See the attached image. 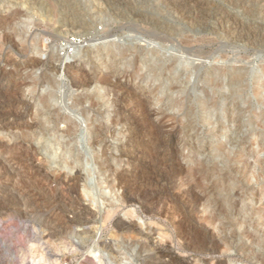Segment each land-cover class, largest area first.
Returning <instances> with one entry per match:
<instances>
[{"label":"rangeland","instance_id":"rangeland-1","mask_svg":"<svg viewBox=\"0 0 264 264\" xmlns=\"http://www.w3.org/2000/svg\"><path fill=\"white\" fill-rule=\"evenodd\" d=\"M45 1L49 15L39 5H26L24 10L17 1L0 0V5L9 6L0 12V23L15 10L20 11L19 19L14 21L21 28L17 32L23 35L25 28L24 34L27 31L29 34L23 40L31 38L41 44L40 49H22L23 40L15 46L3 43L0 38V121L5 116L16 120L26 114L27 122H32L34 110L40 106L31 100V93L44 94L47 90L57 91L53 108L72 103L70 97L78 91L100 94V108H92L91 117L78 112L82 106L75 111L61 110V114L71 113L69 116L79 121L76 135L61 138L72 148L64 155L58 145L53 147L54 154L50 152L52 148L46 150L44 138L36 135L33 145L39 149V156L35 162L45 168L50 179L46 184H42L40 176L14 171L17 163L26 166L27 162L10 161L8 154H1L5 166L0 164L3 169H0V264H264V218L255 221L256 227L250 228L253 235L247 237L240 235L234 224L241 218L238 211L230 219L223 218L224 212L235 211L234 206L242 202L264 213V182L251 175L252 179H245L244 192L237 181L244 164L249 162L248 166H252L257 160L264 161V0H198L199 3L172 0L175 4L171 0H125L123 4L113 0H74L78 13L63 10L58 12L60 16L51 15L54 4L51 5L52 0ZM67 20H84L86 25L61 35L58 26ZM187 37L192 41L190 44L185 41ZM181 38H185V43ZM121 47L131 48L128 60L134 59L138 52H143V59L148 55L145 60H150L149 63L179 60V70L175 72L179 76L173 84L182 85L170 91L166 81L157 82H164L162 88L166 89L157 97L160 99L157 113L149 107L144 109L141 115L149 116L145 122L131 110L134 105L131 93L140 91L137 88L140 85L148 94L146 84L152 79L143 81L127 66L124 56L114 57ZM87 49L96 56L94 60L99 66L103 65L100 77L109 73L108 66L119 64L114 83L99 78L91 80L86 89L75 88L74 80L90 79L94 67L95 62L80 60ZM57 54L63 58L62 62L56 60ZM29 56L38 58L40 63L33 66ZM65 62L74 63L73 73L60 71ZM185 62L199 70L197 76L194 72L191 79L187 78L183 72ZM221 67L223 73L213 77L219 78L222 88L210 81L213 69ZM48 79L54 80L56 86L59 84L56 91L53 81ZM179 90L191 92L195 102L205 98L210 103L222 91L218 99L222 105L206 112L199 104L185 109L173 103L179 96L172 93H180ZM120 100L121 104L114 106ZM110 103H114L112 107ZM92 115L105 124L102 141L94 145L90 143L87 126ZM117 115L127 123H111ZM64 126L60 123L58 130H64ZM24 128L26 120L18 127L0 130L1 143L19 144ZM47 134L45 137L55 140L54 132ZM105 164L117 170L114 175L112 171L101 170ZM254 170L257 174L259 167ZM76 172L80 177L74 183L71 180ZM89 172L97 191L105 193L106 198L98 196L91 202L82 194L83 179ZM209 214L216 215L209 221L211 224H207Z\"/></svg>","mask_w":264,"mask_h":264},{"label":"bare ground","instance_id":"bare-ground-1","mask_svg":"<svg viewBox=\"0 0 264 264\" xmlns=\"http://www.w3.org/2000/svg\"><path fill=\"white\" fill-rule=\"evenodd\" d=\"M14 1H17V3L18 4H20V5H23L24 6V10H25V6L26 5H28V6H36V5H39V6H41V8L42 9H44V11L45 12H47L48 13V15H49V12H50V8H48L47 7V4H48V2H47V4H45V0H14ZM51 1V0H50ZM114 1H116V3H121V4H123L122 2L123 1H125V0H113L112 2H114ZM172 1V0H171ZM170 1V2H171ZM249 1V0H248ZM254 1V0H253ZM129 2V1H128ZM162 2V1H161ZM165 2V1H164ZM167 2V1H166ZM174 4L176 3V2H174V1H172ZM197 3H199V1L197 0L196 1ZM1 3V2H0ZM52 3L54 4V6L52 5ZM163 3V2H162ZM169 3V2H168ZM190 3V2H189ZM196 3V4H197ZM19 5V6H20ZM51 5L55 8L54 9V13L53 14H51V15H57V16H60V15H58V12H61V11H63V10H69V12L71 11V12H73V14H77L78 13V11H77V5L75 4V1L74 0H52V2H51ZM119 5V4H118ZM12 6V5H11ZM33 6V7H34ZM122 6V5H121ZM123 6H125V5H123ZM192 6V5H191ZM195 6V5H194ZM201 6V5H200ZM263 6V5H262ZM9 7V6H8ZM6 5H4V4H1L0 5V12L2 11L3 12V10H7V8H8ZM22 7V6H21ZM47 7V8H46ZM138 7V6H137ZM169 8V7H168ZM174 8V7H173ZM192 8V7H191ZM194 8V7H193ZM201 8H204V7H202L201 6ZM263 8V7H262ZM12 9V8H11ZM33 9V8H32ZM5 10V11H6ZM9 11H11L10 9H8ZM34 10V9H33ZM32 10V11H33ZM53 10V9H52ZM56 10V11H55ZM27 11V10H26ZM43 11V10H42ZM83 11V10H82ZM100 11V10H99ZM184 11V10H183ZM186 11V10H185ZM12 12H13V10H12ZM12 12H11V14H12ZM27 12H29V11H27ZM37 12V10L35 11V13ZM56 12H57V14H56ZM205 12V11H204ZM22 13V12H21ZM31 13V12H30ZM67 13V12H66ZM133 13V12H132ZM182 13V12H181ZM190 13V12H189ZM188 13V14H189ZM197 13V12H196ZM20 14V11H17L16 12V10L14 11V13L9 17H7V19H5L6 21H2L1 23H0V26H2V28H0V29H2V36L0 37L1 38V40H2V42L3 43H11V44H15V46H17V44H18V41L19 40H23V38L24 37H27L28 38V35H26V34H29V32L27 31V33L26 34H24L26 31V29L25 28H23L22 30H23V35L21 34V33H18V32H20L19 30L21 29H19V28H17L16 26V24H14V21L16 20V19H19V17L18 16H20L19 15ZM37 14V13H36ZM43 14V13H42ZM44 14H46V13H44ZM61 14V13H60ZM64 13H62V15H63ZM69 14V13H68ZM187 14V13H186ZM185 14V15H186ZM187 14V15H188ZM193 14V13H192ZM198 14V13H197ZM201 14V13H200ZM28 15V14H27ZM35 15V14H34ZM67 15V14H66ZM133 15H135V14H133ZM195 15V14H194ZM199 15V14H198ZM197 15V16H198ZM24 16V15H23ZM25 16H26V14H25ZM30 16V15H29ZM38 17H39V15H37ZM46 16V15H45ZM43 17V16H41V17H43V18H45L46 19V21H47V18L46 17ZM64 16V15H63ZM62 16V17H63ZM71 16V15H70ZM75 16H77L78 17V15H75ZM207 16V15H206ZM41 17H40V19H41ZM49 17H51V16H49ZM37 18V17H36ZM57 18V17H56ZM55 18V19H56ZM65 18H66V16H65ZM64 18V19H65ZM188 18H189V16H188ZM63 19V20H64ZM80 19V18H79ZM83 19V18H82ZM137 19V18H136ZM228 19V18H227ZM29 20V19H28ZM36 20V19H35ZM48 20H49V18H48ZM51 20V19H50ZM149 20V19H148ZM221 20V19H220ZM29 21H32V20H29ZM68 21V20H67ZM145 21H146V19H145ZM52 22V21H51ZM60 22V21H59ZM141 22V21H140ZM201 22V21H200ZM26 23V22H25ZM46 23V22H45ZM48 23H49V21H48ZM47 23V24H48ZM226 23V22H225ZM27 25H28V23H26ZM54 24V23H53ZM84 24H85V21L84 20H70V21H68V22H62V23H60L59 24V26H58V32L61 34V35H64V34H62V33H65L66 32V34H67V32H69V30H74V29H77V28H82L83 26H84ZM24 25V24H23ZM49 25H51L50 23H49ZM86 25V24H85ZM20 25H18V27H19ZM29 26V25H28ZM27 26V27H28ZM37 26V25H36ZM41 26V25H40ZM43 26V25H42ZM168 26V25H167ZM21 27V26H20ZM86 27V26H85ZM84 27V28H85ZM56 28V27H55ZM83 28V29H84ZM87 28V27H86ZM152 28V27H151ZM157 28H159V27H157ZM168 28V27H167ZM8 29L9 30H14L15 31V33H13V32H10V31H8ZM48 29V28H47ZM166 29V28H165ZM169 29V28H168ZM221 29V28H220ZM226 29V28H225ZM17 30H18V32H17ZM21 30V31H22ZM28 30V29H27ZM42 30H44V29H42ZM50 30V29H49ZM57 31V30H56ZM156 31V30H155ZM57 32V33H58ZM73 32V31H72ZM163 33L165 32V31H162ZM167 32V31H166ZM165 32V33H166ZM180 32V31H179ZM56 33V32H55ZM77 33V32H76ZM70 34V33H69ZM73 34H74V32H73ZM169 34V33H168ZM182 34V33H181ZM26 35V36H25ZM74 35H77V34H74ZM81 35H82V33H81ZM174 34L172 33V36H173ZM66 36V35H65ZM78 36H80V34L78 35ZM168 36V35H167ZM171 36V37H172ZM182 36V35H181ZM240 36V35H239ZM44 37V36H43ZM169 37V36H168ZM183 37H184V35H183ZM189 37V36H188ZM181 38V39H183V41H184V39H185V41H186V43H188V44H190L192 41H190L189 40V38ZM235 37V36H234ZM238 37V36H237ZM236 37V38H237ZM251 37V36H250ZM41 39H42V36L40 37ZM66 38V37H65ZM41 39L39 40V41H41ZM180 39V40H181ZM44 41V40H43ZM42 41V42H43ZM182 41V40H181ZM185 41H184V43H185ZM41 42V43H42ZM19 43H21V42H19ZM43 43H45V42H43ZM42 43V45H44ZM182 43V42H181ZM71 44V43H70ZM72 45V44H71ZM185 45H187V44H185ZM41 47V44H39L38 43V41H36V40H34V39H31V38H29V40H23L22 41V45H21V48L22 49H26V48H30V47H35V48H38V47ZM73 46V45H72ZM189 46V45H188ZM42 47H44L45 48V46H42ZM18 48V47H17ZM16 48V49H17ZM81 48V47H80ZM85 48V47H84ZM134 48V47H133ZM138 48V47H137ZM38 49H40V48H38ZM42 49V48H41ZM131 49V48H130ZM130 49H127V48H120V49H118L117 50V52L114 54V57L116 56V57H118V55H121V56H124L125 57V59H127V66L129 67V68H132V72H134V73H136V75H137V77L139 78H141V79H143V81L144 80H148L147 78H151L152 80H151V83L149 84L148 82H147V86H149V93L148 94H146V92H145V90L144 89H142V86H140V85H138L137 86V88H138V90H140V91H134L133 93H131V96H133L132 97V100H134V105H133V107L131 108V110H132V112H134V113H137V114H144V112L143 111H145L144 109L146 108V107H149L150 108V110H151V112H156L157 113V106L159 105V102H160V99H157V97H158V95H159V92H163V90L162 89H166V88H162V85L164 84V82L166 83V85H168V88H167V90H175V89H178L179 88V86H181V85H174L173 83H174V81L177 79L176 78V76L178 77L179 76V74L178 75H175V72H177V69H178V65H179V60L178 59H171V60H169L170 62L168 63H166L165 61V63L164 62H162V61H154V60H151V62L153 61V63H149V61L150 60H148L147 59V61L145 60V58L148 56H146L144 59H143V56H142V53H139L138 52V54L135 56V58L134 57H132V58H134V59H129L128 60V55L131 53V52H129L130 51ZM88 50V49H87ZM87 50H83V53H82V56L80 57V60H81V62H83V61H93V62H95L94 63V67H93V70H92V73H90V79H88V80H85V79H83V77H82V79L83 80H79L78 79V77H80V76H78L77 77V81L76 80H74L75 81V83L73 84L74 86H77V87H75V88H77V89H81V88H78V87H83V88H85V86H87V87H90V81L91 80H93V79H101V80H103V81H105V82H113V79H116V78H114L115 76H116V74L117 73H119L118 71H119V64H111L110 66H108V68L110 69H108L109 70V73H107V75H105L104 74V76L101 74V76H103V77H100L99 76V73H101V71H100V68L103 66V65H101V66H99V64L100 63H98V62H96L94 59H96V56H93L94 54H92L91 55V53L89 52V50L87 51ZM116 50V49H115ZM136 50V49H135ZM134 50V51H135ZM155 50V49H154ZM28 51V50H27ZM41 51V50H40ZM37 52V53H39V54H42L41 52ZM82 51V50H81ZM111 51V50H110ZM113 51V50H112ZM132 51H133V49H132ZM149 51V50H148ZM150 51H152V49L150 50ZM43 52V51H42ZM78 52H80V51H78ZM109 52V51H108ZM53 53V52H52ZM137 53V52H136ZM148 53V52H147ZM147 53H145V54H147ZM157 53V52H156ZM80 54H81V52H80ZM111 54H113V53H111ZM132 54V53H131ZM43 55V54H42ZM41 55V56H42ZM78 55H79V53H78ZM150 55V54H149ZM153 55V54H152ZM155 55V54H154ZM56 56V55H55ZM107 57L108 56H110L109 54H107L106 55ZM129 56H132V55H129ZM161 56H162V54H161ZM164 56V55H163ZM30 57V56H29ZM57 59L56 60H59L60 62H62L63 61V58L59 55V54H57ZM86 57H88V58H86ZM99 56H97V60H99V62H101L100 61V59L98 58ZM52 58H54V56L52 55ZM51 58V59H52ZM103 58V57H102ZM113 58V57H112ZM122 59V58H121ZM124 59V58H123ZM151 59V58H150ZM154 59H156L155 57H154ZM30 60H31V63L30 64H33V66H34V64H39L40 63V60L38 59V58H36V57H34V56H31L30 57ZM103 60V59H102ZM106 60V59H105ZM162 60V59H161ZM104 61V60H103ZM81 62H78V63H81ZM105 62V61H104ZM116 62V61H115ZM114 62V63H115ZM56 63L58 64L59 62H57L56 61ZM126 63V62H125ZM181 63V62H180ZM53 64V63H52ZM103 64V63H102ZM123 64V63H122ZM27 65V64H26ZM64 65V66H63ZM37 66V65H36ZM45 66V65H44ZM54 66V65H53ZM107 66V65H106ZM122 66V65H121ZM120 66V67H121ZM183 68H184V73H185V75L187 76V78H190V76H191V78H192V74L195 72L196 73V71H197V68L196 67H193V65L192 66H190V64H188V62H185V64H183ZM76 66L74 65V63H70V62H65V63H63L62 65H61V67H60V71H62V73H65V74H71V73H73V70H74V68H75ZM181 67H182V65H181ZM28 68H29V66H28ZM28 68H26V69H28ZM30 68H32V65H31V67ZM50 68V67H49ZM55 68H56V66H55ZM199 68V67H198ZM215 68V67H214ZM34 69V68H33ZM144 69H146V71H145V73H143L142 72V70H144ZM108 70L106 71V72H108ZM127 70V69H126ZM179 70V69H178ZM214 71L212 72V73H210V77H212L211 79H210V81L212 80V81H214V85L215 86H217V87H221L222 88V84L220 83V80H219V78H214L213 76H215L216 74H218V75H221L222 73H223V69H222V67L221 68H216V69H213ZM230 70V69H229ZM232 70V69H231ZM53 70H51V73H55V72H52ZM57 71V70H56ZM59 71V70H58ZM57 71V72H58ZM77 71V70H76ZM100 71V72H99ZM199 71V70H198ZM198 71H197V73H198ZM243 71V70H242ZM140 72H142L143 74H141ZM240 72V71H239ZM43 73V72H42ZM61 73V74H62ZM75 73H77V72H75ZM83 73V72H82ZM87 73V72H86ZM89 73V72H88ZM196 73V75L195 76H197L198 74ZM205 73V72H204ZM242 73V72H241ZM240 73V74H241ZM50 74V73H49ZM59 74H60V72H59ZM61 74H60V76H61ZM132 74V73H131ZM130 74V75H131ZM243 74H244V72H243ZM51 75V74H50ZM53 75V74H52ZM80 75V74H79ZM194 75V74H193ZM203 75V74H202ZM206 75V74H205ZM205 75H203V76H205ZM224 75V74H223ZM242 75V74H241ZM257 75V74H256ZM42 76V75H41ZM74 76V75H73ZM180 76H182L181 75V73H180ZM201 76V75H200ZM88 77V76H87ZM134 77H135V74H134ZM210 77H208V79L210 78ZM219 77V76H218ZM221 77V76H220ZM33 78H35V77H33ZM50 78H52L51 76H50ZM53 78H54V76H53ZM86 78V77H85ZM190 78V79H191ZM256 78V77H255ZM28 79L30 80V81H32L30 78H29V76H28ZM28 79H26V80H28ZM72 79V78H71ZM75 79H76V77H75ZM189 79V80H190ZM201 79V78H200ZM34 80V79H33ZM50 80H52V79H50ZM49 79H48V81H50ZM162 80H164V82L162 83V84H157V82H161ZM178 80V79H177ZM176 80V81H177ZM181 80L182 79H180V82H181ZM35 81V80H34ZM33 81V82H34ZM39 81V80H38ZM41 81V80H40ZM53 81V86L55 87V91L57 90L56 89V87L58 88V83H57V86H56V84H54V80H52ZM56 81V80H55ZM94 81V80H93ZM200 82H201V80H199ZM47 82V81H46ZM45 82V83H46ZM99 82V81H98ZM203 82V81H202ZM208 82H209V80H208ZM207 82V83H208ZM48 83V82H47ZM95 83H97V82H95ZM114 83V82H113ZM206 83V82H205ZM206 83V84H207ZM42 84V83H41ZM50 84V83H49ZM52 84V83H51ZM50 84V85H51ZM110 84V83H109ZM136 84V83H135ZM178 84V83H177ZM221 84V85H220ZM47 85V84H46ZM209 85V84H208ZM213 85V86H214ZM28 86H30V85H28ZM27 86V88H29ZM36 86V85H35ZM43 86V85H42ZM49 86V85H48ZM115 86H117V85H115ZM146 86V87H147ZM212 86V85H211ZM54 87H51V88H54ZM86 87V88H87ZM183 87V86H182ZM186 87V86H185ZM205 87H206V85H205ZM85 88V89H86ZM192 88H194V87H192ZM116 89V88H115ZM206 89V88H205ZM205 89H203V90H205ZM208 89H209V87H208ZM210 89H212L211 87H210ZM216 89V88H215ZM29 90H31L30 88H29ZM84 90V89H83ZM90 90H91V88H90ZM191 90V89H190ZM213 90V89H212ZM219 90H222V89H219ZM50 91V92H49ZM47 90V93H44V94H40L41 92H39V93H31V100H34V101H36V102H38V104H39V106H40V108H38L37 110H34L33 112H34V115H35V118L32 120V122H27L28 120L25 118V115L26 114H24L23 115V117H21V118H18V119H9V118H3V119H1V121H0V130H6L9 126L11 127V128H15V127H18L19 126V124H20V122L21 121H25L26 120V128H24V129H21V131H20V136L19 137H23V141H21L19 144L18 143H13V144H11V145H3L2 143H1V141H0V159H3V157L1 158V154L2 153H6V154H8L9 155V157L10 158H8V160L10 159V161H11V159L12 160H15L16 159V161H17V159H22V160H24L25 162H27L26 164V166L24 165H22L21 163V165H19V163H17L16 165H17V167L15 166L13 169H14V171H17V170H19L20 172H28L29 174H31V175H33V176H35V177H39L40 176V178L42 177V179H41V181L43 182L42 184H46L48 181H50V179L45 175V168L44 167H42L40 164H38L37 162H35V158L36 157H38L39 156V149L36 147V146H34L33 145V140H35V138H36V135H38V137L39 138H41V140L44 138V148L46 149V150H51V148H52V150H53V147H57V145L59 146V149L61 148L62 150V152H63V155H64V152H66V150L67 151H71L72 150V148L70 147L71 145L69 144V143H67V144H65L62 140H61V138H63L64 136L66 137V136H74V135H76V133H78V131H79V121L78 120H76L74 117H71V116H69V115H65V114H61V110L63 109V110H70V111H75V109H77L79 106H82V108H81V110L79 111L78 110V112H80V114H82L83 116H89L90 115V117H91V111H93L92 110V108H96V110H97V107L99 106V108H100V100H99V96H100V94H98V93H90V91H88L89 93H79V91H78V93H76V91L75 92H72V93H76V94H74V96H73V98H71L70 97V99L72 100V103H70V104H65L64 106L62 105V107H60V108H58V109H56V108H53V106H55L54 104H53V102H54V100H55V98L57 97L56 96V93H57V91H56V93H53V91L52 90ZM52 91V92H51ZM82 91V90H81ZM87 91V90H86ZM95 91V90H94ZM120 91V90H119ZM121 91H122V89H121ZM206 91H207V89H206ZM217 91V90H216ZM179 92L180 93H172V96L174 95V94H177L179 97L177 98V99H173V103L175 104V105H177V106H180V107H183V108H185V109H193L194 108V106H195V104H199L198 105V107L200 106V108H202L205 112H206V110L208 111H210V110H212V108H214L215 110L216 109H218V106H219V108L221 107L220 105H222V104H220L219 105V100L218 99H220V97H221V94L220 93H216L217 95V97L216 96H214V98H215V100H213L211 103L210 102H206L205 100V98H199V100L198 101H196L195 102V100L193 99L194 97H192L191 96V92L190 93H184L183 92V90H179ZM187 92H188V90H187ZM203 92V91H202ZM212 92H214V90L212 91ZM204 93V92H203ZM215 93V92H214ZM206 94V93H205ZM103 95V94H102ZM110 95V94H109ZM127 96V95H126ZM201 96H203V94H201ZM205 96H207V95H205ZM213 96V95H212ZM106 97V96H105ZM105 97H103L104 99H106ZM114 97V96H113ZM102 98V97H101ZM100 98V99H101ZM102 98V99H103ZM114 99V98H113ZM119 99V98H118ZM128 99V98H127ZM127 99H125V98H121V100L123 101V102H125V101H128ZM205 99V100H204ZM212 99V98H211ZM121 100H120V102H116L115 103V105L114 106H119L120 104H121ZM210 100V99H209ZM208 101V100H207ZM104 102V101H103ZM113 102H114V100H113ZM88 103H90V105H91V108H86V107H84V104H88ZM120 103V104H119ZM210 103V104H209ZM220 103H222V102H220ZM111 104V103H110ZM112 104H114V103H112ZM112 104H111V106L109 105V107H112ZM108 105V104H107ZM102 106H104V105H102ZM106 106V105H105ZM109 107H107V108H109ZM98 108V109H99ZM79 109V108H78ZM202 110V111H203ZM30 111V110H29ZM199 111V110H198ZM203 111V112H204ZM219 111V110H218ZM100 112V111H99ZM150 112V111H149ZM23 113V112H22ZM145 113H147V112H145ZM190 113V112H189ZM148 114V113H147ZM193 114V113H192ZM205 114V113H204ZM22 115V114H21ZM206 115H208V114H206ZM205 115V116H206ZM142 116V115H141ZM146 116V115H145ZM143 117L142 116V119H140L141 121H143V122H145V121H147L148 120V117L146 116V117ZM209 116V115H208ZM9 117V116H8ZM34 117V116H33ZM32 117V118H33ZM107 117V116H106ZM137 117H138V115H137ZM11 118V117H10ZM98 116H96V117H94V115H92V118L89 120L90 122H89V125L87 124V126H89V128H90V135H91V139H89L90 140V143L91 144H96V143H98V142H100V141H102V130H103V127L105 126V124L104 123H102V122H100L98 119ZM139 118V117H138ZM200 118V117H199ZM134 119V118H133ZM151 119V118H150ZM201 119H202V117H201ZM207 119H208V117H207ZM206 119V120H207ZM110 120V119H109ZM86 121V120H85ZM153 121V120H152ZM202 121V120H201ZM205 121V120H204ZM111 123H118V122H124V123H127V120L125 119V118H122V117H120V116H116L115 118L113 117V119H112V121H110ZM60 123H64L65 124V129L63 130H58V125L60 124ZM147 123H149V122H147ZM152 123V122H151ZM217 124V123H216ZM215 124V125H216ZM147 125V124H146ZM21 126V125H20ZM152 128V127H151ZM20 129V128H19ZM48 131H52V132H54L55 133V136H54V138H55V140H53L52 138H50V137H45L46 136V134H47V132ZM1 134V133H0ZM3 134V133H2ZM48 135V134H47ZM52 137V136H51ZM75 138V137H74ZM73 138V139H74ZM264 138V137H263ZM64 140V139H63ZM263 141H264V139H262ZM65 141V140H64ZM89 142V141H88ZM262 142V141H261ZM26 143H28V145H26ZM90 144V145H91ZM262 144H264V142L262 143ZM70 145V146H69ZM69 146V147H68ZM225 146V145H224ZM224 146H222V148L224 147ZM58 149V150H59ZM225 149H226V146H225ZM50 151V152H53V154H54V151L55 150H53V151ZM223 150V149H222ZM225 151V150H224ZM221 153H223L224 154V152H221ZM231 153V152H230ZM226 154V153H225ZM222 155V154H221ZM228 155V154H227ZM239 156V155H238ZM235 157H237V156H235ZM47 158H49V157H47ZM228 158H229V155H228ZM240 158V157H239ZM230 159V158H229ZM237 159V158H236ZM226 160V159H225ZM239 160V159H238ZM246 160H247V158H246ZM260 160V159H259ZM3 161V163H4V161L5 160H2ZM2 161L0 160V164H2ZM37 161V160H36ZM234 161V160H233ZM245 160H244V157H242L241 156V163H243ZM256 161V160H255ZM11 163V162H10ZM199 163V162H198ZM227 163V162H226ZM230 163V162H229ZM256 163H258V160H257V162ZM256 163H254V165H252V166H248V164H249V162H248V164H244V165H246L245 167L244 166H242V167H244L243 169H241L240 170V176H242L241 178H239L238 177V179L239 180H237L240 184H241V186L240 187H242L243 188V191L245 192V191H247V188L245 187L246 185L244 184V183H246L245 181L246 180H249V179H252V178H250L251 177V175H252V177L254 176V177H256L257 179L256 180H258V181H260V182H264V161L263 160H261V161H259V165H257ZM25 164V163H24ZM255 164L259 167V170H257V174H255V170H254V168H258V167H256L255 166ZM3 166H5V164H2ZM7 165V164H6ZM243 165V164H242ZM2 166V167H3ZM239 166V165H238ZM237 166V167H238ZM0 167H1V165H0ZM13 167V165H11V167L10 168H12ZM233 167V166H232ZM241 167V166H240ZM5 168V167H4ZM9 168V169H10ZM1 170H3L2 168H0ZM12 170V169H11ZM23 170V171H22ZM25 170V171H24ZM101 170H103V172L105 173V172H107V171H114L115 172V170L112 168V166L110 165V164H108V165H104L102 168H101ZM233 170V169H232ZM7 171H8V168H7ZM90 171V170H89ZM117 171V170H116ZM91 172V171H90ZM88 173V175L87 176H85V178L83 179V181H84V183H83V185H82V194L86 197V198H88L89 200H91V202H95L97 199H98V196L101 198V197H103V198H106V196L104 195L105 193H99L98 191H97V187L94 185V183L92 182V180H91V175L90 174H92V173ZM102 172V171H101ZM102 172V173H103ZM113 172V175L115 174ZM77 174H76V176L71 180V181H74V183L75 182H77V181H79V177H80V173L79 172H76ZM250 173H253V174H250ZM116 174H117V172H116ZM44 176H46V177H44ZM44 177V178H43ZM253 177V178H254ZM235 179V178H234ZM246 179V180H245ZM38 180V179H37ZM56 180V179H55ZM40 181V182H41ZM70 181V182H71ZM37 182V181H36ZM38 183H39V181H38ZM73 183V184H74ZM16 184H17V182H16ZM19 184V183H18ZM76 184H79V183H76ZM225 188V187H224ZM227 189V188H226ZM241 189V188H240ZM229 191H230V189H229ZM228 191V192H229ZM227 192V193H228ZM242 192V191H241ZM231 193V192H230ZM229 194V193H228ZM241 194H243V192L241 193ZM245 194V193H244ZM82 195V196H83ZM181 196V195H180ZM184 196V195H183ZM240 196V195H239ZM243 196V195H242ZM187 200V199H186ZM231 200V199H230ZM238 202V201H237ZM239 203V202H238ZM205 204V203H204ZM235 204H237V203H235ZM238 205V204H237ZM236 205V206H237ZM233 206H234V203H233ZM236 206H234L235 208V211H231L230 212V210H228L227 212H224L226 215H223V218H224V216L226 217L227 216V219H230V218H232V215L234 214V215H236V213H237V211H238V214L241 216V218H240V220H238L237 222H235L234 224L236 225V226H238L239 228V233H240V235H246V237H247V235L248 234H251V230H250V228L251 227H253V226H255V221L256 222H260V220L262 219V218H264V213L263 212H261V210H256V209H254L252 206H250V205H246L244 202H242V203H240L239 204V206H237V207H239V209L236 207ZM231 209V207H228V209ZM233 209V208H232ZM262 210H264V209H262ZM207 211V210H206ZM217 211V210H216ZM90 212V211H89ZM92 214V213H91ZM90 214V215H91ZM167 214H168V212H167ZM177 214V213H176ZM93 215V214H92ZM95 215V214H94ZM93 215V216H94ZM210 215V214H209ZM218 215V214H217ZM208 217V216H207ZM216 217V215L215 214H213V215H210L209 217H208V222H207V224L208 223H210L209 221H212L214 218ZM218 217H219V215H218ZM220 219V218H219ZM225 219V218H224ZM220 221H221V219H220ZM227 221V220H226ZM231 223V222H230ZM206 224V223H205ZM206 224V225H207ZM211 224V223H210ZM222 224V223H221ZM225 224V223H224ZM229 224V223H228ZM227 225V224H226ZM257 226H258V224H256ZM204 226V225H203ZM221 226V225H220ZM246 227V228H245ZM256 227V226H255ZM221 228V227H220ZM226 228V227H225ZM244 228V229H243ZM258 229V228H257ZM220 230V229H219ZM253 231H254V229H253ZM235 233H237V232H235ZM235 235V234H234ZM237 235H239V234H237ZM251 235H253V234H251ZM53 236V235H52ZM254 237V236H253ZM240 238V237H239ZM256 238V237H255ZM250 239V238H249ZM92 255V254H91Z\"/></svg>","mask_w":264,"mask_h":264}]
</instances>
